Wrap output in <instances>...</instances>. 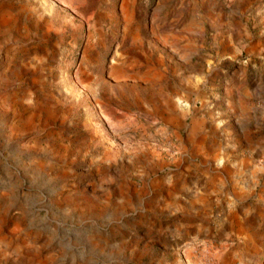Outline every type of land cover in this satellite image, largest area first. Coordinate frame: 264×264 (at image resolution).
I'll list each match as a JSON object with an SVG mask.
<instances>
[{
    "label": "rangeland",
    "instance_id": "374dc122",
    "mask_svg": "<svg viewBox=\"0 0 264 264\" xmlns=\"http://www.w3.org/2000/svg\"><path fill=\"white\" fill-rule=\"evenodd\" d=\"M241 82L256 97L237 125ZM205 108L207 152L184 174ZM254 140L264 0H0V264H264V153L256 180L197 170Z\"/></svg>",
    "mask_w": 264,
    "mask_h": 264
},
{
    "label": "crops",
    "instance_id": "0c3cea01",
    "mask_svg": "<svg viewBox=\"0 0 264 264\" xmlns=\"http://www.w3.org/2000/svg\"><path fill=\"white\" fill-rule=\"evenodd\" d=\"M225 61V60H223ZM224 68V64H221L218 66V71L220 72H224L223 70ZM210 74H208L209 76ZM192 86L194 88H199L200 85H195L194 83L192 84ZM201 86L203 88H205L206 84L205 82H203L201 84ZM245 87L244 83H239L237 85V87L233 88L234 90H231V95L233 96L231 99V104H232V109L231 111V115L233 120H235V123L237 125L243 124L247 121V116H248V112L250 111L249 109V100H251L252 98L256 97V94L253 95L252 93H248L245 94L243 90V88ZM232 89V88H230ZM208 91V90H207ZM207 91L204 92V94L208 97L207 95ZM193 94V93H192ZM191 94V96H192ZM210 94H212V92H210ZM206 114H209V111L207 110V108L204 109V112L199 113L198 115H195V118L193 120L190 121V123L187 125L186 129V134L184 136V138H182L181 140V144L180 147L181 149H179L180 151V155L178 157V164L180 166V169H184V174H189L191 172L192 165H191V161L192 160H196V157H204V154L207 152L206 150V136L207 133L209 132L208 129V119ZM215 115H220L219 112H216ZM214 121V120H213ZM227 120H225V126L229 125L228 122H226ZM211 123V122H210ZM226 129V128H225ZM241 130V129H240ZM251 155L249 158L247 157H237L239 158L237 161H234V166L233 168H230L229 165L233 164L232 162H228L226 163L225 167L223 168H212V163L207 161L208 163H206L207 165L203 166L201 161H197L199 162V165L197 166V170L198 171H202V175H206V170L207 167L210 170L213 171H217V172H231L232 174H235V171L238 172L240 175L241 174H247V177L250 178V180H256L259 177V174L263 172V170L261 168H259L257 166V158L259 153L261 152L260 155H263L264 150H261L262 148L259 146V142L257 140L251 141ZM225 146V153H229L230 149H233V152L236 150H239L240 148V142L238 139L236 138H231L228 139V141H225L224 143ZM193 152L197 153V155L194 157L193 156ZM232 152V153H233ZM206 167V168H205ZM216 169V170H215ZM213 172V173H215ZM223 176V178L226 179V177L224 176V174H218V178ZM223 183V182H222ZM206 187H203L202 189H199L201 193H203L200 198L197 199L196 203L194 204L192 202V205H205L208 202V198H209V193H216V189L219 191V188H216L214 186V190H212L211 192H209V190L205 189ZM222 190V189H221ZM215 191V192H213ZM207 196V199H206Z\"/></svg>",
    "mask_w": 264,
    "mask_h": 264
}]
</instances>
